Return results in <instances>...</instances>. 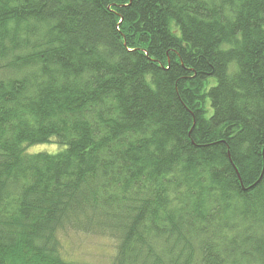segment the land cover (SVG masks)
I'll return each mask as SVG.
<instances>
[{"label": "trees", "instance_id": "16d2710c", "mask_svg": "<svg viewBox=\"0 0 264 264\" xmlns=\"http://www.w3.org/2000/svg\"><path fill=\"white\" fill-rule=\"evenodd\" d=\"M263 152L264 0H0V264H264Z\"/></svg>", "mask_w": 264, "mask_h": 264}, {"label": "rangeland", "instance_id": "374dc122", "mask_svg": "<svg viewBox=\"0 0 264 264\" xmlns=\"http://www.w3.org/2000/svg\"><path fill=\"white\" fill-rule=\"evenodd\" d=\"M54 144L29 148L31 153L55 151ZM61 255L76 264H111L116 255L117 242L104 236L65 230L59 233Z\"/></svg>", "mask_w": 264, "mask_h": 264}, {"label": "water", "instance_id": "95a60500", "mask_svg": "<svg viewBox=\"0 0 264 264\" xmlns=\"http://www.w3.org/2000/svg\"><path fill=\"white\" fill-rule=\"evenodd\" d=\"M264 153V152H263Z\"/></svg>", "mask_w": 264, "mask_h": 264}]
</instances>
